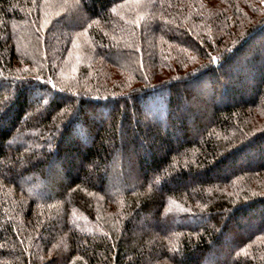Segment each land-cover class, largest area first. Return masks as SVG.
Returning a JSON list of instances; mask_svg holds the SVG:
<instances>
[{
  "label": "trees",
  "instance_id": "1",
  "mask_svg": "<svg viewBox=\"0 0 264 264\" xmlns=\"http://www.w3.org/2000/svg\"><path fill=\"white\" fill-rule=\"evenodd\" d=\"M0 264H264V0H0Z\"/></svg>",
  "mask_w": 264,
  "mask_h": 264
},
{
  "label": "rangeland",
  "instance_id": "2",
  "mask_svg": "<svg viewBox=\"0 0 264 264\" xmlns=\"http://www.w3.org/2000/svg\"><path fill=\"white\" fill-rule=\"evenodd\" d=\"M176 210L177 209H175V213H177ZM168 221H169L170 225H172V227H176V226L183 223V221L178 220L176 217H169Z\"/></svg>",
  "mask_w": 264,
  "mask_h": 264
}]
</instances>
